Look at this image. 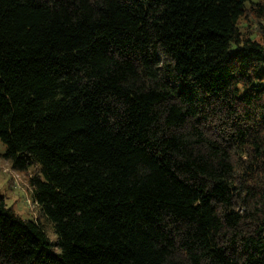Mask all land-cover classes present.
Listing matches in <instances>:
<instances>
[{"label":"trees","instance_id":"trees-1","mask_svg":"<svg viewBox=\"0 0 264 264\" xmlns=\"http://www.w3.org/2000/svg\"><path fill=\"white\" fill-rule=\"evenodd\" d=\"M0 141V264H264V0H0Z\"/></svg>","mask_w":264,"mask_h":264},{"label":"rangeland","instance_id":"rangeland-1","mask_svg":"<svg viewBox=\"0 0 264 264\" xmlns=\"http://www.w3.org/2000/svg\"><path fill=\"white\" fill-rule=\"evenodd\" d=\"M5 150V144L0 141V154ZM27 177V174L24 175L11 169L10 165L0 156V192L4 195L7 206L21 218L32 219L38 216V209L33 203ZM51 232L50 230V238L56 239L55 234Z\"/></svg>","mask_w":264,"mask_h":264}]
</instances>
